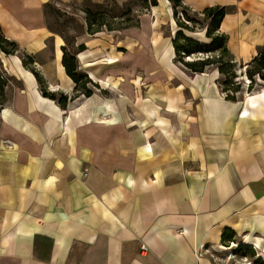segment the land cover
<instances>
[{"label": "crops", "instance_id": "0c3cea01", "mask_svg": "<svg viewBox=\"0 0 264 264\" xmlns=\"http://www.w3.org/2000/svg\"><path fill=\"white\" fill-rule=\"evenodd\" d=\"M52 1L0 0L2 35L33 60L0 52V264H227L236 239L264 261V82L230 100L218 69L177 66L160 32L172 4L157 0L123 46L74 37L96 87L78 97ZM181 4L225 9L217 32L245 70L264 51V0Z\"/></svg>", "mask_w": 264, "mask_h": 264}, {"label": "rangeland", "instance_id": "374dc122", "mask_svg": "<svg viewBox=\"0 0 264 264\" xmlns=\"http://www.w3.org/2000/svg\"><path fill=\"white\" fill-rule=\"evenodd\" d=\"M151 1L124 0L120 2L117 0H102L100 3L94 4L90 0H53L45 9V22L52 32L61 35L65 39L71 52L75 51L72 43L74 37L83 34L93 35V32L87 31V20L91 22V31L99 30L97 34L95 33L97 37H103L112 47L116 48L123 46L120 42L121 38L127 37L126 30L123 31L122 29L135 26L137 17L150 11ZM155 3H157V0ZM171 6L172 17L160 26L161 36H173L175 38L178 33H182L183 36L193 41L187 46L182 41L178 42V45L184 48L174 57L177 66L189 70L188 67L191 65L207 64L203 72L206 69L224 68L225 74L219 73L221 88L231 90L238 88L236 94L233 92L234 97H237L243 91L249 93L258 88L259 82H262L259 77L256 75L249 77L247 75V71L252 69L250 65L245 70L231 56H221L219 50L212 49L210 38L207 37L206 32L208 25L202 16L185 9L181 2L177 8H174L173 4ZM223 43L224 40L222 39L220 44L223 45ZM97 68L94 70L97 71ZM1 70L3 68L0 65ZM80 74L89 79L88 72H81ZM241 77H243L242 81L240 80ZM245 77L248 79L247 83L244 82ZM6 79L10 81L9 76H6ZM88 87L92 91L96 90V87L91 84ZM239 244L240 239H236L235 242L224 246V256L228 261L227 264H256L258 259L253 260L244 257L242 254L245 253L244 251L237 253Z\"/></svg>", "mask_w": 264, "mask_h": 264}, {"label": "trees", "instance_id": "16d2710c", "mask_svg": "<svg viewBox=\"0 0 264 264\" xmlns=\"http://www.w3.org/2000/svg\"><path fill=\"white\" fill-rule=\"evenodd\" d=\"M155 1L156 0L151 1L152 5L156 4ZM168 1H170L173 4L174 8L179 7V3L181 2V0H168ZM224 14H225L224 8H211V9L206 10L203 14H198L202 16L204 21L207 22L208 27H207L206 32H207V37L210 38V42H211L210 46L212 47L213 50H216V51L219 50L221 53V56L229 55L225 48L224 43L223 45L220 44L222 39L224 40L223 36L217 32L219 21L221 20ZM87 31L95 33L99 30L91 31V22L87 20ZM179 41H182L185 44V46L193 42L191 39L187 38L186 36H183L182 33H178V35L174 38L173 43H172L173 48L175 50V56H177V54L184 48L178 45ZM0 52L4 53L5 55L19 54L21 56V61L23 65L26 68L32 69L33 60L26 54L22 53L15 42L7 40L2 35L1 29H0ZM62 52H63L62 65L65 69L67 76H69V78H71V80L77 85V88H81L80 90H77L76 96L85 97V96L91 95V89L88 87V85L89 84L93 85V83L91 82V80H89L86 77H83L77 71V63H76V59L74 56L75 53L71 51H67L66 48H63ZM206 66L207 64H200L199 66L191 65L188 68L192 72L202 73L204 70V67ZM250 67H252V69H249L247 71V75L249 77L256 75L257 77H259L260 81L264 82V51L259 53V55L250 64ZM218 71L220 74H225L224 68H218ZM35 76L38 82L41 84V78L39 77V75L35 73ZM7 83H8V80L0 78V105H2L4 101V88L7 85ZM218 84L221 89V92L224 94L225 99L235 100L234 93L236 94L238 92V88H235L234 90L233 89L231 90L229 88L222 89L220 82ZM42 94L44 97L57 100L61 106L65 105L66 97L64 96H60L57 98L54 94L48 93L45 91H42ZM245 249L252 251L251 248L240 245L238 247L237 253L243 250L245 251ZM256 264H264V261L258 259L256 261Z\"/></svg>", "mask_w": 264, "mask_h": 264}, {"label": "built area", "instance_id": "2783aa9c", "mask_svg": "<svg viewBox=\"0 0 264 264\" xmlns=\"http://www.w3.org/2000/svg\"><path fill=\"white\" fill-rule=\"evenodd\" d=\"M6 76H8L7 74H6V72H5V70L3 69V70H1L0 71V78L1 79H6ZM7 80V79H6ZM223 94V93H222ZM224 95V94H223ZM81 97H83V96H81ZM140 250L141 251H145V247L144 246H141L140 247Z\"/></svg>", "mask_w": 264, "mask_h": 264}, {"label": "bare ground", "instance_id": "6f19581e", "mask_svg": "<svg viewBox=\"0 0 264 264\" xmlns=\"http://www.w3.org/2000/svg\"><path fill=\"white\" fill-rule=\"evenodd\" d=\"M244 80H245V81H244L245 83L248 82V81H247L248 79H247L246 77L244 78ZM244 88H245V87H244ZM245 93H246V92H245ZM245 93H244V94H245ZM246 94H247V93H246ZM224 250H225V249H224Z\"/></svg>", "mask_w": 264, "mask_h": 264}]
</instances>
